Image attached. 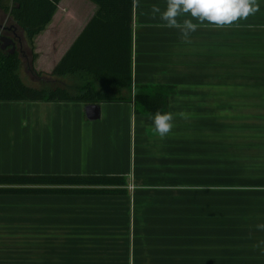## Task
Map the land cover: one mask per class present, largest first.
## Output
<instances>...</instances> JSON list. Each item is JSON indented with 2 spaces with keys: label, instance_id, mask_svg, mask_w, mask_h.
<instances>
[{
  "label": "crops",
  "instance_id": "1",
  "mask_svg": "<svg viewBox=\"0 0 264 264\" xmlns=\"http://www.w3.org/2000/svg\"><path fill=\"white\" fill-rule=\"evenodd\" d=\"M154 6L162 13L167 0H133L130 88L111 81L105 83L87 68H72L63 76L48 77H39L28 68H24V72L21 69L23 81L31 87H62L76 95L83 94L84 87L90 85L98 92L121 100L97 103L101 109L97 121L86 118L88 104L82 102H0L1 174L124 175L128 186H135L133 192L129 191L127 196L97 199L110 206L120 204L122 208L118 211L128 212L132 194L139 203L142 201L139 188L152 186L143 179L139 182L136 167L139 166V129L147 132L149 128L152 135L157 134L154 116L135 112L133 95L138 85L176 86V93L169 100L168 113L173 119L172 129L167 134L169 139L165 137L168 144L170 137L182 134L186 148L187 141L197 133L202 134L209 123L218 136L223 135L225 122H230L232 153H244L242 143L254 144L256 123L264 122V81L256 80L257 71L251 59L255 48L249 44L254 39L251 35L255 34L254 29L244 26L241 34L240 25L235 21L232 30L225 32V25L200 21L190 13L177 17L179 27H168L160 19V13L152 12ZM98 9L90 0H61L52 21L34 39L35 70L52 73L97 16ZM186 19L196 25V30L185 38L181 30ZM113 29L115 24L111 19H101L88 31L85 48L77 54L86 67L96 63L95 55L100 54L99 49H105L107 43L127 42L122 30ZM24 61L27 64L26 57ZM130 138L133 146H129ZM233 166L238 171V166ZM202 167L206 169V162ZM208 184L207 180H201L187 185L203 187ZM197 196L188 197L190 217L203 216L192 203H206L207 198L202 194ZM65 198L75 196H0V264H9L17 258L20 261L32 258V234L45 231V218L55 219L57 234H63ZM203 205L206 212V204ZM110 213L112 216L114 211ZM198 228L184 236V246L174 250L173 257L184 255L189 259L188 256L195 255L196 260L199 255V264L264 261V247L243 245L246 242L242 241L250 242L253 238H247L246 231L240 237L242 232L237 226L226 240L217 233L210 238L207 231L202 232L201 222ZM17 234L22 236L17 239ZM56 241L58 244V237ZM33 243H38L37 238ZM60 245V251L57 250L61 258L62 238ZM180 249L184 250L182 255Z\"/></svg>",
  "mask_w": 264,
  "mask_h": 264
},
{
  "label": "rangeland",
  "instance_id": "2",
  "mask_svg": "<svg viewBox=\"0 0 264 264\" xmlns=\"http://www.w3.org/2000/svg\"><path fill=\"white\" fill-rule=\"evenodd\" d=\"M254 3L258 11L236 22L240 32L247 25L254 29L255 34H251L254 39L249 44L254 46L255 55L252 57L250 53V58L257 71L256 80L264 81V0H254ZM234 23L225 25V32H230ZM18 42L20 40H16V44ZM24 68H27L25 61L23 72ZM256 124L255 142L253 145L242 143L244 153H232L230 122L224 123L226 130L220 136L209 123L202 134L197 133L187 141L186 148L182 134L170 137L168 144L167 135H152L148 127H145L147 132L139 129V166L136 165L139 182L143 179L152 185L139 188L142 201L136 203L133 193L128 212L120 213V204L110 206L97 197L65 198L63 234H57L55 219L45 218V231L32 234V258L28 261L17 258L9 264H199V255L194 260L195 255L187 259L184 255L173 257V254L184 246V236L199 230L200 222L202 232L207 231L210 238L217 233L226 240L237 226L242 232L240 237L248 233L245 236L253 238L250 242L242 241L246 242L243 245L264 247V229L258 227L264 225V122ZM128 142L133 146L131 138ZM204 162L206 169H201ZM233 165L238 166V171ZM201 180L209 184L187 185ZM134 187L129 185L128 191L133 192ZM191 194L207 198L206 203H192L202 217L189 216ZM203 204H206V212ZM109 211H114L112 216ZM133 226L137 231L139 228V232L136 233ZM20 236L17 234V239ZM36 238L38 243L35 244ZM61 238L63 257L60 258ZM180 250L182 255L184 250ZM217 262L264 264V261Z\"/></svg>",
  "mask_w": 264,
  "mask_h": 264
},
{
  "label": "trees",
  "instance_id": "3",
  "mask_svg": "<svg viewBox=\"0 0 264 264\" xmlns=\"http://www.w3.org/2000/svg\"><path fill=\"white\" fill-rule=\"evenodd\" d=\"M61 0H0V38L5 36L20 40L14 53L0 44V102H82L84 104L119 101L86 85L83 94H71L62 87H31L23 81L20 71L27 58V68L39 77L63 76L72 68H87L103 82H112L120 87L132 86V7L133 0H90L98 5L97 16L81 34L75 46L69 49L52 73L38 72L34 39L52 21ZM111 19L113 31L120 32L126 43H107L100 48L98 59L86 67L77 56L85 48L86 34L94 23ZM11 28V29H8ZM104 56V57H103ZM78 57V58H77ZM176 93L175 85H138L133 101L135 112L154 116L158 111L169 112V100ZM128 180L124 175H22L0 173V196H65L107 197L127 196Z\"/></svg>",
  "mask_w": 264,
  "mask_h": 264
},
{
  "label": "clouds",
  "instance_id": "4",
  "mask_svg": "<svg viewBox=\"0 0 264 264\" xmlns=\"http://www.w3.org/2000/svg\"><path fill=\"white\" fill-rule=\"evenodd\" d=\"M257 11L254 0H167L166 10L162 13L158 7L152 8L153 13H160V19L166 22L168 27H179L177 17L182 13H190L191 17L200 21L223 26ZM195 30L196 25L191 20L183 21L181 31L185 38ZM172 119L171 114L158 111L153 117L155 132L161 137L166 136L172 129ZM258 227L264 229V225Z\"/></svg>",
  "mask_w": 264,
  "mask_h": 264
},
{
  "label": "water",
  "instance_id": "5",
  "mask_svg": "<svg viewBox=\"0 0 264 264\" xmlns=\"http://www.w3.org/2000/svg\"><path fill=\"white\" fill-rule=\"evenodd\" d=\"M3 29H5V27L3 25H0V30H3ZM8 29H11V28H8ZM0 44L3 50H6L9 48L11 50V53H14L17 49L16 41L13 38H8V37L3 36L0 38ZM85 115L89 121L99 120L101 117L100 105L97 103L86 105Z\"/></svg>",
  "mask_w": 264,
  "mask_h": 264
},
{
  "label": "built area",
  "instance_id": "6",
  "mask_svg": "<svg viewBox=\"0 0 264 264\" xmlns=\"http://www.w3.org/2000/svg\"><path fill=\"white\" fill-rule=\"evenodd\" d=\"M130 188L132 189L133 187L131 186Z\"/></svg>",
  "mask_w": 264,
  "mask_h": 264
}]
</instances>
